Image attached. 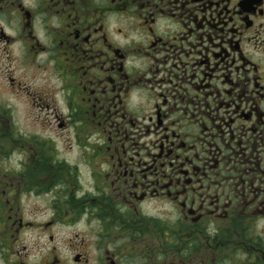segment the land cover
Here are the masks:
<instances>
[{"label":"flooded vegetation","instance_id":"obj_1","mask_svg":"<svg viewBox=\"0 0 264 264\" xmlns=\"http://www.w3.org/2000/svg\"><path fill=\"white\" fill-rule=\"evenodd\" d=\"M0 58L57 122L0 91V264H264V0H0Z\"/></svg>","mask_w":264,"mask_h":264},{"label":"rangeland","instance_id":"obj_2","mask_svg":"<svg viewBox=\"0 0 264 264\" xmlns=\"http://www.w3.org/2000/svg\"><path fill=\"white\" fill-rule=\"evenodd\" d=\"M14 55H16L15 51H11L10 53H8V56L14 57ZM15 63V60L7 62L3 58H0V91L2 92L1 97H5L3 101H6V99L8 101L9 107L12 111L11 118L12 122L14 123V127L17 128L19 131L24 130L26 134L34 133V135L36 134V136L38 137L55 138V134L52 131L46 130V128L52 127L51 129L57 131L55 127L57 122L54 120V115H52V113L47 114V112H37L28 102H26L24 98L12 92L13 89H6L3 86L2 81L5 79V77H9L7 75H4V73L7 71L6 69L12 68L11 65H15ZM10 74L15 75L13 72ZM29 82L32 83L33 86L40 84L39 82L36 83L35 79ZM133 99L137 100L136 97H133ZM61 101L62 97L60 99V97L58 96L55 97V99H52V97H50V99L48 100V102L52 104L53 112L54 109H56L58 116H60L59 112L63 113ZM134 104H136V102H133V105ZM57 134L59 136L56 138V142L59 145H64L61 148L62 155L67 159L68 164H70V167H72V165H76L78 167V171H80L78 181L87 182L88 180L86 179L84 170L82 169L83 163L74 162L69 153L70 149L67 146L69 144L67 135L65 134V132H57Z\"/></svg>","mask_w":264,"mask_h":264}]
</instances>
